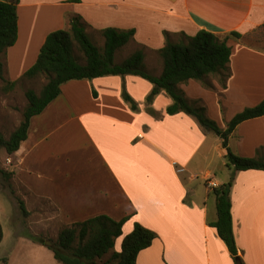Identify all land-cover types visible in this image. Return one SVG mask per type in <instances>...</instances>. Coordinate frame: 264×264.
Returning <instances> with one entry per match:
<instances>
[{
	"label": "crops",
	"instance_id": "obj_1",
	"mask_svg": "<svg viewBox=\"0 0 264 264\" xmlns=\"http://www.w3.org/2000/svg\"><path fill=\"white\" fill-rule=\"evenodd\" d=\"M18 16V40L1 58L7 82L21 81L47 37L81 18L91 39L92 33L103 37L106 29L134 30L128 45L143 51L145 67L155 76L163 71L158 57L167 36L179 42L203 30L222 38L238 33L240 39L228 38L231 74L225 88L212 76L206 82L214 90L194 80L180 88L190 102L206 99L207 116L208 104L216 100L233 118L264 101V0H19ZM124 89L137 110L124 100ZM153 89L137 76L71 81L32 118L27 140L0 162L28 221H36L27 223L29 233L55 230L58 239L62 230L104 215L127 219L123 234L132 233L136 223L157 234L137 264H234L209 225L217 220L212 189L232 174L229 169L218 180L210 170L213 156L225 158L222 139L185 113L169 115L173 100L165 92L148 103ZM4 118L0 115V133L14 123ZM229 146L241 157L264 159V116L240 124ZM7 184L0 173V190L9 198ZM230 198L240 258L264 264V171L237 172ZM7 207L16 213L14 201ZM19 225L10 238L2 227L0 249L7 240L12 246L1 259L61 264L47 244L33 242Z\"/></svg>",
	"mask_w": 264,
	"mask_h": 264
},
{
	"label": "trees",
	"instance_id": "obj_2",
	"mask_svg": "<svg viewBox=\"0 0 264 264\" xmlns=\"http://www.w3.org/2000/svg\"><path fill=\"white\" fill-rule=\"evenodd\" d=\"M18 5L19 0H0V80L5 82L7 81L1 58L18 40ZM102 35L105 44L101 50L87 34L81 18H75L69 30L53 32L47 37L36 63L24 78L33 79L46 75L48 83L40 94L33 90L26 92L28 104L23 113V120L9 139L0 134V150H4L9 156L16 153L28 138L32 118L40 115L56 100L62 93V86L68 82L108 76H137L147 80L154 86L147 99L148 103H152L159 93L165 92L173 100L172 106L167 109L169 115L185 113L193 117L206 131L222 139L227 166L233 173L228 183L212 189L216 200L217 220L209 225L217 231L219 238L226 245L234 264H244L239 256L234 233L231 188L237 172L264 171V159L237 156L229 146V138L243 122L264 116V101L237 114L228 124V128L222 130L216 122L207 117L206 109L198 106L196 102H190L180 88L182 84L194 80L212 89L213 86L206 82L210 76H216L220 85L225 88L231 74L229 63L232 50L228 45V38L240 39V34L231 33L222 38L203 30L196 36H186L179 42H172L167 36V44L159 51L163 62L160 76H155L146 69L145 55L140 50L121 63L115 62L117 52L134 40V30L111 28L102 31ZM74 43L78 44L85 63L75 55ZM7 84L10 90L18 82ZM93 94L96 98L97 93ZM123 98L133 110L138 109L125 89ZM0 173L5 180H10L11 175L1 168ZM19 207L21 213L28 218L29 213L22 200H19ZM126 221L127 219L118 222L104 215L91 218L62 230L55 245L49 249L61 264H137L139 254L150 248L157 239L156 233L139 223L135 224L132 233L122 241L120 252H113L106 262L100 263L114 250L117 239L123 234L122 228ZM27 237L35 243L46 245L44 240L31 233ZM2 239L0 222V244ZM3 263L8 264L7 260Z\"/></svg>",
	"mask_w": 264,
	"mask_h": 264
},
{
	"label": "rangeland",
	"instance_id": "obj_3",
	"mask_svg": "<svg viewBox=\"0 0 264 264\" xmlns=\"http://www.w3.org/2000/svg\"><path fill=\"white\" fill-rule=\"evenodd\" d=\"M90 35H91V37L93 35L92 41L94 42V44L102 50L104 47V44H105L104 43V40H105L104 37L95 36L93 33ZM74 51H75V55L80 59V61L82 63H85L84 57H83L82 53L80 52V49H79V46L77 43H74ZM136 51H137V49H135L133 45H131V44L127 45L126 47L122 48L119 52H117L116 57H115V62L116 63L123 62L124 60H126L130 55H132ZM158 62L161 66H163V62H162L161 57H158ZM153 74H154V72H153ZM212 77L217 80L216 76H212ZM47 83H48V78L46 75H40V76L33 78V79L23 78L21 81L18 82V84L13 89L8 90L7 82L0 80V115L4 116L5 117L4 119L12 121V123L14 120V123L12 125H10V126H12L11 128L13 130H15V127L18 124H20V121L23 120V113H24V110L26 109L27 104H28L27 99H26V92L28 90H33L35 93L40 94V92L46 86ZM198 83H200V82H198ZM205 89L206 90H214L213 88L210 89L207 87ZM205 100L206 99L202 98V99H197V101H195V102L198 104V106H203V104L206 103ZM222 104L224 105L223 102H222ZM208 106L210 107L209 108L210 109V115L207 117L209 119H211L212 121L216 122L217 125L222 130H226L228 128V124L233 119V117L225 116V111L223 110V108H222V112H221L220 100H216L213 103L208 104ZM206 115H207V110H206ZM11 128L10 129H9V127L5 128L4 132L0 133V134H2L6 139H9L10 135L12 133ZM2 152H3V155L0 154V162L1 163L4 162V160H5L4 155L6 156V152L4 150ZM234 154H236V153H234ZM237 156H239V155H237ZM239 157H241V156H239ZM242 158H244V157H242ZM210 170H211L212 175L215 176V178L218 180L221 178V176L227 175L230 173L229 168L226 166L225 158H220V157H218L217 154L212 157ZM231 172L233 173L232 170H231ZM230 180H231V177H230ZM6 181L8 183L7 184L8 187H9V192H8L9 198H11V200H13L15 202V205H16V213L13 214L11 212V210L7 207V205L11 204L13 201L11 202V200L6 196V194L3 193L2 190H0V212H1V220L0 221H1L2 227L5 230V235L7 234V237L10 238V235L13 234L14 229L16 230L17 224L20 223L19 228L20 229L23 228L24 231L29 233L30 231H29V227H27V223H32V222L36 223V221H32V220L28 221V218H26L21 213V211L20 212L18 211V209L20 210L19 200H21V199L14 195V190L11 188V184H10L9 180H6ZM203 185H205V184L203 183ZM212 198L214 199L213 194H212ZM14 211H15V209H14ZM212 219L216 220V207H215V211H213V213H212ZM54 231L51 232V234H49V235L37 233V235H35V236L40 237L45 242H47V241L52 242L53 243L52 246H54L55 242L57 241V238H56L57 233H55ZM129 234L124 233L122 235V237L117 239L114 250L111 251L110 254L105 256L103 261H101L100 263L106 262L110 258L111 254L113 252H120L122 241ZM11 246H12V240H7L3 244L2 248L0 249V264H4L3 263L4 260L1 259L2 254L4 253V251L9 250L11 248Z\"/></svg>",
	"mask_w": 264,
	"mask_h": 264
},
{
	"label": "water",
	"instance_id": "obj_4",
	"mask_svg": "<svg viewBox=\"0 0 264 264\" xmlns=\"http://www.w3.org/2000/svg\"><path fill=\"white\" fill-rule=\"evenodd\" d=\"M46 244H47L49 247H51V246L53 245L52 242H47Z\"/></svg>",
	"mask_w": 264,
	"mask_h": 264
}]
</instances>
